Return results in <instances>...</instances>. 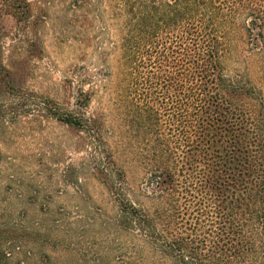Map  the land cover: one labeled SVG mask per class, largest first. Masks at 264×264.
<instances>
[{
  "label": "trees",
  "instance_id": "obj_1",
  "mask_svg": "<svg viewBox=\"0 0 264 264\" xmlns=\"http://www.w3.org/2000/svg\"><path fill=\"white\" fill-rule=\"evenodd\" d=\"M0 1L16 20L30 12L27 0ZM123 4L122 120L147 143L152 186L146 208L121 188L125 249L137 264H264V0ZM227 61L243 71L228 75ZM6 213L0 203V264H25L29 228Z\"/></svg>",
  "mask_w": 264,
  "mask_h": 264
},
{
  "label": "rangeland",
  "instance_id": "obj_2",
  "mask_svg": "<svg viewBox=\"0 0 264 264\" xmlns=\"http://www.w3.org/2000/svg\"><path fill=\"white\" fill-rule=\"evenodd\" d=\"M27 2L30 12L17 20L0 14L2 63L12 73L0 83L6 219L36 231L27 232L25 264H137L117 222L121 188L145 208L152 190L141 163L147 143L122 120L131 16L124 0ZM239 70L227 61L228 75ZM82 114L98 122L61 119Z\"/></svg>",
  "mask_w": 264,
  "mask_h": 264
}]
</instances>
